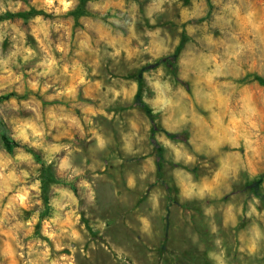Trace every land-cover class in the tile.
Masks as SVG:
<instances>
[{
  "label": "rangeland",
  "instance_id": "obj_1",
  "mask_svg": "<svg viewBox=\"0 0 264 264\" xmlns=\"http://www.w3.org/2000/svg\"><path fill=\"white\" fill-rule=\"evenodd\" d=\"M41 2L0 0V264H264V166L231 175L249 146L259 151L256 137L207 107L224 76L191 86L197 58L253 41L247 29L259 22L233 18L229 28L230 0H179L162 26L179 43L166 44L164 31L151 34L159 25L140 36L131 0ZM93 50L99 56L86 62ZM250 65L227 80L256 101L264 68ZM117 80L135 83L125 88L142 107L106 104ZM178 87L202 98L197 130L221 133L219 145H206L223 153L211 174L179 148L177 137L191 138L183 127L166 134L173 147L158 137ZM224 164L228 175L217 178Z\"/></svg>",
  "mask_w": 264,
  "mask_h": 264
},
{
  "label": "clouds",
  "instance_id": "obj_2",
  "mask_svg": "<svg viewBox=\"0 0 264 264\" xmlns=\"http://www.w3.org/2000/svg\"><path fill=\"white\" fill-rule=\"evenodd\" d=\"M53 3L54 0H42L39 7L49 6ZM212 3L217 4L219 0H212ZM174 4L179 7V0H131L132 10L136 14L137 19L140 20L141 26L145 28V31L141 32L140 36L147 33L148 27L159 25V27H156V31L151 34L159 36L160 32L164 31V43H179L178 39L175 42L171 41L170 37L167 35V31L162 27L165 23L174 19ZM141 5H143V11H141ZM165 5H167V7H165ZM18 6L19 5H17V7ZM229 8L232 11L227 19H225V24L229 28L232 25L233 18H236L238 22L241 19L247 23H251L253 20L259 22L258 24H253L252 28L247 29L255 39L245 44L236 43L232 46V51L229 53H222L216 49L215 51L218 53L216 56L208 55L207 57L197 58V70L192 78L191 86L195 93L196 86L207 87L209 75L214 77L224 76L226 78V83L222 84L218 91H213L212 104L207 107L214 108L216 114L226 117L229 121L238 119L244 125V127L241 128L242 135L247 136L250 130L256 137L253 143L256 144L259 151L251 149L249 146V151L252 153L250 158L237 157V159L232 162L231 175L235 176L237 169L249 166L253 162L264 166L261 164V161L264 160V95L258 97L256 101H251L242 96V92L244 91L243 88L234 84L232 80H227L228 77L235 79L238 76H242L244 74L242 65L249 61H251L250 68L257 63L264 68V32L259 30L260 26L264 25V0H230ZM59 10L63 12V8ZM241 13H243L242 17L240 15ZM221 18L223 19V17ZM238 36L239 32H237L235 36H230V38L236 39ZM130 38H136L135 34ZM69 43L76 42L69 40ZM96 44L99 45V41H96ZM241 48L245 49V51L241 52ZM166 52L167 48L162 47L160 54H165ZM105 54L110 55L109 53ZM76 55L84 58L79 51ZM97 56H99V52L93 50V53L84 59L86 62H94ZM62 59L65 58L62 57ZM147 62V60L138 59L136 63L142 65ZM213 62H215L214 67ZM131 66L132 65L129 64V67ZM209 69H212V71L210 72ZM145 75H147V72H145ZM157 75L159 74L157 73ZM126 84H130L132 88L136 87L135 83L130 81H113V86L108 89V92L103 94L105 97L109 94L112 96V99L107 100L106 104H112L119 100V103L123 104L129 110L142 107L144 101L134 102L125 88ZM116 85H119V91L116 90ZM169 91H172L171 87H169ZM144 95L147 97V91H145ZM172 95L175 96L176 99L174 103L168 106V110L165 113L164 126L161 127L159 123H156L158 137L165 140L166 147H173L171 142L166 140V134L179 132L181 131V127H183L186 133H191V138H189V135L177 137L178 140L184 141L183 144L179 145V148L186 154L191 150L192 154L187 156V160L193 164L199 163L202 168L206 169L209 174H211L218 163H224L223 153L220 151L210 152L206 145L209 143V140L219 145L221 141L217 139V137H220L221 133L215 132V129H213L214 135H210L206 128L197 130L196 124L198 121L196 120L197 112L195 109L204 107L202 98L199 94L189 96L187 92L178 87L177 92H172ZM120 97H123V99H119ZM35 119L37 123H42L43 116ZM204 120L205 117H199V121ZM153 122H155V118ZM228 131H235V129L229 126ZM157 146L159 147V145ZM198 153H208V159L198 160ZM213 156L215 159H213ZM257 157H260V159H257ZM227 169L228 165L224 164L220 172L216 173L217 178L222 176L227 177Z\"/></svg>",
  "mask_w": 264,
  "mask_h": 264
},
{
  "label": "trees",
  "instance_id": "obj_3",
  "mask_svg": "<svg viewBox=\"0 0 264 264\" xmlns=\"http://www.w3.org/2000/svg\"><path fill=\"white\" fill-rule=\"evenodd\" d=\"M3 141L6 145L7 148L11 149L12 147H18V144L14 143V142H11L7 137H3ZM34 154V152H33ZM36 155V154H34Z\"/></svg>",
  "mask_w": 264,
  "mask_h": 264
}]
</instances>
